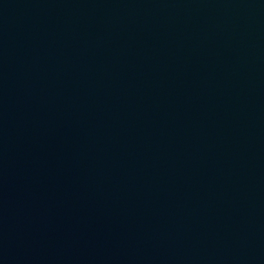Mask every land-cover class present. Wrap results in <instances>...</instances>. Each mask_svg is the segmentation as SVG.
I'll list each match as a JSON object with an SVG mask.
<instances>
[{
	"label": "water",
	"instance_id": "95a60500",
	"mask_svg": "<svg viewBox=\"0 0 264 264\" xmlns=\"http://www.w3.org/2000/svg\"><path fill=\"white\" fill-rule=\"evenodd\" d=\"M0 264H264V0H0Z\"/></svg>",
	"mask_w": 264,
	"mask_h": 264
}]
</instances>
